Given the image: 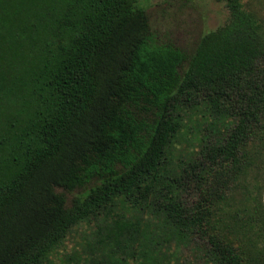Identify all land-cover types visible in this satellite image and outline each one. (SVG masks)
I'll return each instance as SVG.
<instances>
[{
  "label": "trees",
  "instance_id": "obj_1",
  "mask_svg": "<svg viewBox=\"0 0 264 264\" xmlns=\"http://www.w3.org/2000/svg\"><path fill=\"white\" fill-rule=\"evenodd\" d=\"M223 1L185 57L135 0H0V264H52L92 221L93 264L193 238L203 264H264V30Z\"/></svg>",
  "mask_w": 264,
  "mask_h": 264
},
{
  "label": "rangeland",
  "instance_id": "obj_2",
  "mask_svg": "<svg viewBox=\"0 0 264 264\" xmlns=\"http://www.w3.org/2000/svg\"><path fill=\"white\" fill-rule=\"evenodd\" d=\"M241 3L245 10L255 15L264 30V0H241ZM135 6L146 14L150 44L170 46L185 57L193 52L204 33L216 29L227 19V8L223 0H135ZM193 124L192 121L190 125ZM191 145V141L182 144L184 148H190ZM263 177L264 175H260L259 179ZM248 181L250 182V175L240 181V184L246 186ZM56 192L62 194L68 204L71 197L80 193L81 189H75L71 193L56 189ZM242 193L240 187L233 192L226 211L232 212L237 208L241 210ZM261 197L264 208V185ZM182 199L187 205H191L197 200V195L191 190L184 191ZM97 225L100 223L92 221L89 225L74 227L53 252L52 264H93L89 260H82L94 250L95 245L91 242ZM205 251L204 242L198 238L190 239L177 248L171 244L164 250L163 257L158 256V264H203Z\"/></svg>",
  "mask_w": 264,
  "mask_h": 264
}]
</instances>
